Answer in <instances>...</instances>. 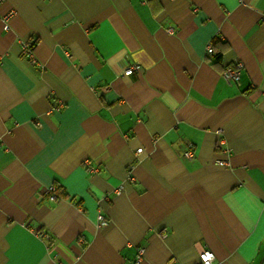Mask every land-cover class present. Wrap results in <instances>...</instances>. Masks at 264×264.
I'll list each match as a JSON object with an SVG mask.
<instances>
[{"label":"crops","instance_id":"0c3cea01","mask_svg":"<svg viewBox=\"0 0 264 264\" xmlns=\"http://www.w3.org/2000/svg\"><path fill=\"white\" fill-rule=\"evenodd\" d=\"M10 10L0 264H200L204 249L213 264H264V0H3Z\"/></svg>","mask_w":264,"mask_h":264},{"label":"built area","instance_id":"2783aa9c","mask_svg":"<svg viewBox=\"0 0 264 264\" xmlns=\"http://www.w3.org/2000/svg\"><path fill=\"white\" fill-rule=\"evenodd\" d=\"M2 3H3V0H0V6ZM14 14H15L14 10H10L4 14L0 13V20L4 21L6 23L7 28L9 26L8 25L9 20L11 19L12 16H14ZM174 31H175V29L173 27L168 28V32L173 33ZM20 45H21V49H22L21 50L22 54L27 59H29L30 62H32L33 64L40 65V62H39V60L35 54V50H34L35 45H36V41L34 39H21ZM207 53H208V55H212L214 53V48L212 45L208 46ZM138 67H139L138 65L128 66L127 68L124 69L123 74L124 75H131L134 72V70ZM242 68H243V63L240 61H237L234 65L226 66L222 72V75L227 82H229V83L234 82V81L236 82V81L240 80V78H241ZM140 152H142V148H138L136 150V153H140ZM186 154L189 157L193 156L192 151L190 149H188L186 151ZM85 162H86V164H89V161H85ZM217 162L219 164L225 163L222 160H218ZM54 190H55V187L50 188V192H52V196H51L52 199L56 198L55 194L53 193ZM118 192H120V191L118 190ZM98 218H99L100 224L105 223V218L103 215H99ZM143 251H144V248L141 247L139 249V252H138V257H137L138 261H140V259L142 258ZM214 260H215V253L212 250L204 249L200 253V264H213Z\"/></svg>","mask_w":264,"mask_h":264}]
</instances>
